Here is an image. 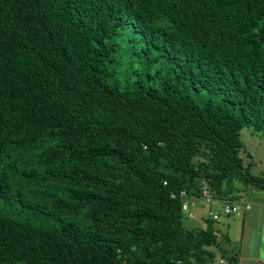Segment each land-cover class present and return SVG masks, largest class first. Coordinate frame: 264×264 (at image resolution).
Masks as SVG:
<instances>
[{
	"label": "trees",
	"instance_id": "obj_1",
	"mask_svg": "<svg viewBox=\"0 0 264 264\" xmlns=\"http://www.w3.org/2000/svg\"><path fill=\"white\" fill-rule=\"evenodd\" d=\"M245 126L264 0H0V264H212L180 190L264 189Z\"/></svg>",
	"mask_w": 264,
	"mask_h": 264
},
{
	"label": "crops",
	"instance_id": "obj_2",
	"mask_svg": "<svg viewBox=\"0 0 264 264\" xmlns=\"http://www.w3.org/2000/svg\"><path fill=\"white\" fill-rule=\"evenodd\" d=\"M233 193L237 195L233 200L240 202L237 191L234 190ZM244 198L250 202V208L243 209L242 213L237 214L238 218L228 214L223 221L229 244L226 249L227 257H224L223 262L228 263V258L232 257L230 264H264V189L253 186L248 189ZM183 200L189 208L186 214V221L189 223L187 226L204 227L209 218L203 206L206 201L204 196L201 193L187 194Z\"/></svg>",
	"mask_w": 264,
	"mask_h": 264
},
{
	"label": "rangeland",
	"instance_id": "obj_3",
	"mask_svg": "<svg viewBox=\"0 0 264 264\" xmlns=\"http://www.w3.org/2000/svg\"><path fill=\"white\" fill-rule=\"evenodd\" d=\"M240 137L243 142V147L240 149L239 154L242 157L243 164L248 167L249 172L252 174L264 176V133L254 130L250 126H245L240 131ZM235 183L237 184L236 187L238 188L235 187L234 190L237 191V194H239L240 198L247 196L248 189L254 186L250 182L244 185V183H240V181L236 180ZM201 194L203 196L204 191ZM224 202L225 201L222 198L213 197L208 202L205 201L203 204L207 211V217H210V219L214 220V226L217 233L218 245L216 244L211 246V249L216 254L215 260L212 262V264H219V262L223 263L224 256H221V252H225L224 249L226 250L229 245L226 237L227 228L223 224V221L227 219L226 217L228 214L231 217L238 218L237 214L223 212L222 207ZM188 210L189 208L182 210V221L185 225H189V223L186 221V214ZM212 213H217L218 217L212 218ZM190 215L192 214H189V216ZM222 255H225V253ZM219 259H222V261Z\"/></svg>",
	"mask_w": 264,
	"mask_h": 264
},
{
	"label": "built area",
	"instance_id": "obj_4",
	"mask_svg": "<svg viewBox=\"0 0 264 264\" xmlns=\"http://www.w3.org/2000/svg\"><path fill=\"white\" fill-rule=\"evenodd\" d=\"M204 190V199L206 201H209L210 199L213 198L211 192L209 190H207L205 188V186L202 187ZM180 194L182 196V203H181V207L182 209H187L188 205L187 203L183 200V197L185 195H187V192L184 189L180 190ZM225 202L223 204L222 210L225 213H232V214H240L242 213L243 209H248L250 208L251 204L250 202H248L245 198H240V202H242L243 204H241L240 202H238L237 200H233V199H229V198H224L223 199ZM218 214L217 213H212V218H217ZM220 261H222V259H220Z\"/></svg>",
	"mask_w": 264,
	"mask_h": 264
}]
</instances>
